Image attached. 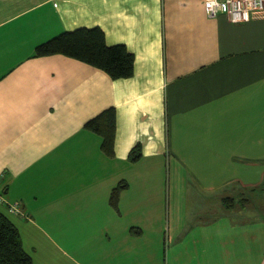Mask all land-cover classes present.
<instances>
[{
  "label": "crops",
  "instance_id": "1",
  "mask_svg": "<svg viewBox=\"0 0 264 264\" xmlns=\"http://www.w3.org/2000/svg\"><path fill=\"white\" fill-rule=\"evenodd\" d=\"M81 27L124 45L132 75L36 54ZM110 106L106 155L85 122ZM0 211L23 247L19 225L31 222L30 237L51 226L57 264H264V14L234 23L203 0H0Z\"/></svg>",
  "mask_w": 264,
  "mask_h": 264
},
{
  "label": "trees",
  "instance_id": "2",
  "mask_svg": "<svg viewBox=\"0 0 264 264\" xmlns=\"http://www.w3.org/2000/svg\"><path fill=\"white\" fill-rule=\"evenodd\" d=\"M39 56L61 53L78 59L107 72L113 78L132 75L134 56L124 45H108L104 32L99 27H81L62 32L36 46ZM85 128L102 137V150L112 155L114 150L116 109L110 106L85 122ZM137 147L132 148L130 157L137 158ZM123 184L115 187L110 202L115 206ZM225 200H228L226 198ZM228 201L226 205L228 206ZM0 264H32V258L24 249L17 227L0 211Z\"/></svg>",
  "mask_w": 264,
  "mask_h": 264
},
{
  "label": "rangeland",
  "instance_id": "3",
  "mask_svg": "<svg viewBox=\"0 0 264 264\" xmlns=\"http://www.w3.org/2000/svg\"><path fill=\"white\" fill-rule=\"evenodd\" d=\"M194 198L195 197H193V201H194ZM158 199H160L161 203H164L165 196L159 195ZM166 203H167V200H166ZM187 203L189 204L190 200H188ZM192 208H193V211L190 212L189 214L196 215V210L194 209L195 207H192ZM163 218L164 217L162 216V219ZM29 223L23 226L19 225L20 227L19 230L21 231L22 235L26 238V241H24V248L31 256L32 263L33 264H57L58 262L57 263L53 262V257L55 255L61 256L62 252L56 247L55 236L53 234L51 226L47 224H43L42 227H40L42 228L41 231L40 230L33 231L34 232L33 237H30L29 232L31 231V227H27ZM59 242L66 249H68L69 247H73L74 250L76 249V251H79V252L84 251V248L80 246L77 240L75 241V244L74 243L68 244L67 241H61V240H59Z\"/></svg>",
  "mask_w": 264,
  "mask_h": 264
},
{
  "label": "built area",
  "instance_id": "4",
  "mask_svg": "<svg viewBox=\"0 0 264 264\" xmlns=\"http://www.w3.org/2000/svg\"><path fill=\"white\" fill-rule=\"evenodd\" d=\"M203 8L210 17L223 14L236 23L248 20L253 14H264V0H203ZM8 210L19 212V207L11 204Z\"/></svg>",
  "mask_w": 264,
  "mask_h": 264
}]
</instances>
